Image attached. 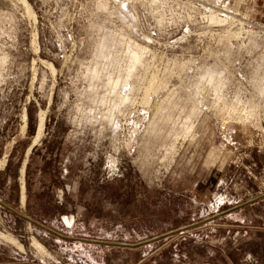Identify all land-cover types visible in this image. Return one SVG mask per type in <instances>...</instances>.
<instances>
[{
    "label": "rangeland",
    "instance_id": "obj_1",
    "mask_svg": "<svg viewBox=\"0 0 264 264\" xmlns=\"http://www.w3.org/2000/svg\"><path fill=\"white\" fill-rule=\"evenodd\" d=\"M0 164L14 189L28 165L21 213L80 239L137 244L261 197L169 239L190 233V264H264V0H0ZM0 234V264L136 262L1 207Z\"/></svg>",
    "mask_w": 264,
    "mask_h": 264
},
{
    "label": "crops",
    "instance_id": "obj_2",
    "mask_svg": "<svg viewBox=\"0 0 264 264\" xmlns=\"http://www.w3.org/2000/svg\"><path fill=\"white\" fill-rule=\"evenodd\" d=\"M2 171L4 170H0V172ZM0 175L2 177V180H5L4 189L6 190V192L10 193L12 191L14 193V197L16 198V201L18 203V208H16L15 206L16 204L14 205L12 202H10L8 198L6 199V202L3 203L17 211H20L19 209L22 208L21 206L22 204L24 205L25 203L26 206V199H25L26 188L24 193V187H25L24 174L21 176V170H20V175H18L19 180L17 179L19 185L18 190H16V188L14 189V181H15L14 179H12L7 174H0ZM22 180L24 181V185L23 183H21ZM212 227H217V226L212 225ZM206 228L207 227H203L196 231L206 232L207 230ZM188 234L190 233H185L171 239L168 238V239L160 240L152 244L144 245L135 249H126V248H119V249H122L126 252H131L133 254L132 256L136 259V262L134 264H184V263L190 264L191 261L190 253H185V252L182 253L181 251L177 252L175 250L177 244L178 245L185 244V242L189 238Z\"/></svg>",
    "mask_w": 264,
    "mask_h": 264
},
{
    "label": "water",
    "instance_id": "obj_3",
    "mask_svg": "<svg viewBox=\"0 0 264 264\" xmlns=\"http://www.w3.org/2000/svg\"><path fill=\"white\" fill-rule=\"evenodd\" d=\"M260 198L247 201V202H245L243 204H240L238 206H235V207H232L230 209H227V210H225L223 212H220V213H218L216 215H213L212 217L207 218L205 220H202L200 222L193 223V224L188 225L186 227L179 228V229H177L175 231H172V232H169V233L154 237L152 239H149V240L137 243V244L114 243V242L96 241V240H90V239H80V238H73V237L64 236V235H61V234L57 233L56 231L52 230L51 228L45 226L44 224H41V223L37 222L36 220L32 219L31 217L21 213L20 211H17L15 209L5 205L3 202H1V200H0V207L5 209V210H7V211H9L10 213L15 215L16 217L28 222L29 224H31L33 226H36V227L46 231L47 233L52 234V235L56 236L57 238H60V239H63V240L74 241V242H83V243L96 244V245H104V246H112V247H118V248L135 249V248H138V247H141V246H144V245L152 244L154 242L167 239V238H169V237H171L173 235L181 234V233L186 232L187 230H190V229L196 228L198 226L204 225V224H206V223H208V222H210V221H212L214 219H217V218L223 217L225 215H228V214H230V213H232V212H234V211H236V210H238L240 208H243V207H245L247 205L254 204Z\"/></svg>",
    "mask_w": 264,
    "mask_h": 264
},
{
    "label": "trees",
    "instance_id": "obj_4",
    "mask_svg": "<svg viewBox=\"0 0 264 264\" xmlns=\"http://www.w3.org/2000/svg\"><path fill=\"white\" fill-rule=\"evenodd\" d=\"M42 168H43V170L45 169V167H42ZM28 171H29V168H28V165H27V167H26V173H25V181H26L25 182V188H26V208L27 209H30L31 208V206H30L31 199H32L33 196H32L31 189H30V185H29V181H28L29 180L28 179ZM50 180H51V182L49 183V185L46 186L45 183L43 184V191L44 192L43 193L41 192L39 194H36L35 197H34V198H37L40 203H42V202L44 204L47 203L48 200H47V197H45V196L47 195V192L48 193L51 192V191L53 192V189H51V188L53 187V185L55 184V182H57L58 179H55L54 178V179H50ZM16 190H18V186L17 185H16ZM44 197H45V199H43ZM45 206H47V205H45ZM53 208L55 209L53 213L58 214V213L61 212L60 209H57L56 205H54Z\"/></svg>",
    "mask_w": 264,
    "mask_h": 264
},
{
    "label": "bare ground",
    "instance_id": "obj_5",
    "mask_svg": "<svg viewBox=\"0 0 264 264\" xmlns=\"http://www.w3.org/2000/svg\"><path fill=\"white\" fill-rule=\"evenodd\" d=\"M22 172H23V170H22ZM0 238L5 239V240H7V241H9L11 243H15V240L13 238H11L10 236H6V235H3V234H0ZM34 245H35V243H34ZM37 246H39L40 248H42L40 245H37Z\"/></svg>",
    "mask_w": 264,
    "mask_h": 264
}]
</instances>
